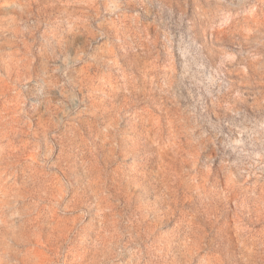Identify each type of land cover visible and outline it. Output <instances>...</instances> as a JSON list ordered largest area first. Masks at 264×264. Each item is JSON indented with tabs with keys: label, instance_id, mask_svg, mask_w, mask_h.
I'll list each match as a JSON object with an SVG mask.
<instances>
[{
	"label": "rangeland",
	"instance_id": "rangeland-1",
	"mask_svg": "<svg viewBox=\"0 0 264 264\" xmlns=\"http://www.w3.org/2000/svg\"><path fill=\"white\" fill-rule=\"evenodd\" d=\"M0 264H264V0H0Z\"/></svg>",
	"mask_w": 264,
	"mask_h": 264
}]
</instances>
